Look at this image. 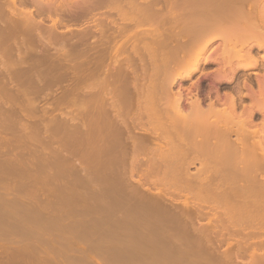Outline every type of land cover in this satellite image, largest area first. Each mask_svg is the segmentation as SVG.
<instances>
[{
  "label": "bare ground",
  "instance_id": "6f19581e",
  "mask_svg": "<svg viewBox=\"0 0 264 264\" xmlns=\"http://www.w3.org/2000/svg\"><path fill=\"white\" fill-rule=\"evenodd\" d=\"M56 1L0 0V158L13 154L12 148L24 141L26 144L28 138L45 150L51 147L62 153L61 158L58 152V156L50 157L53 163L56 158H68L63 156L66 148L68 153L73 148L76 156L74 148L81 144L87 153L84 150L80 154L84 161L79 160L96 167L90 169V172L99 170L95 175L109 174L108 180H111L109 177L121 179L125 172L136 180L137 188L144 187L147 192L148 182L163 178L172 181L170 190L179 188L173 184L174 180H179L187 193L194 188L201 187L198 190L201 192L206 189L204 196L201 193L205 201L200 197L196 202L195 195L192 201L191 193L194 203L189 200V194L184 202V192V198L180 197L185 204L177 207L178 199L173 203L178 205H172V209L168 206L165 212L159 210L164 205L160 199L167 189L162 195L156 189L159 191H155L156 195L152 183L149 192H154L155 198L143 189L147 199H156L152 206L148 204L158 214L153 212L161 223L166 242L182 247L178 249L177 244L168 243L169 250L173 246L174 251L176 248L181 253L186 246L192 247V252L197 254L191 252L192 255L200 257L204 264H264V250H259V246L264 247V239L261 244L258 239L261 233L264 235V0H136V19L133 17V21L129 19L125 24L120 19L117 21L114 9L109 10L114 8L115 0L109 3L112 7L107 5L110 0ZM105 1L104 8L108 6L111 12L103 11L102 7L103 13L98 10V5H105ZM79 14L90 18L87 16L86 22L82 16L87 25L82 21L78 29V23L74 28L73 20ZM123 36L127 38L125 41ZM120 37L123 45L118 43ZM212 65H218L217 69L211 74L204 73ZM196 76L198 80L187 90L184 82ZM205 80H210V86L203 97L201 84ZM82 81H88L85 83L88 86L82 87ZM54 85L58 88L53 91ZM50 98L53 99L49 101ZM43 100L47 102L42 103ZM22 147L26 149L25 145ZM68 156L70 160L71 151ZM46 157L43 162L50 164ZM14 160L17 165L20 163ZM39 160L28 163L32 166ZM197 165L198 170L191 171ZM183 180L185 185L180 182ZM222 180L235 182L222 187L225 183ZM138 190L139 194L143 191ZM138 190L136 195H142L141 199L145 200L144 194H137ZM249 195L255 196L251 197L254 201ZM206 215L213 216L207 217L208 225L202 221ZM247 215L255 216L258 224H253L254 217L250 219ZM158 228L156 231L162 234ZM240 228L244 232H238ZM153 238L149 242L157 241V237ZM163 240L156 243L161 242L162 246ZM256 240L260 245L253 244ZM224 241L229 246L227 251L221 249ZM165 245L168 250L169 245ZM248 247L250 260L244 255L249 252H245ZM174 251L173 254L177 253ZM244 256L248 258L246 261Z\"/></svg>",
  "mask_w": 264,
  "mask_h": 264
},
{
  "label": "rangeland",
  "instance_id": "374dc122",
  "mask_svg": "<svg viewBox=\"0 0 264 264\" xmlns=\"http://www.w3.org/2000/svg\"><path fill=\"white\" fill-rule=\"evenodd\" d=\"M58 1H56V2H58ZM61 1L63 2V0H61ZM71 1L72 0H69L66 2L70 3ZM72 2H74V0ZM105 2H103L105 5H102V4L98 5L100 9H98L96 7H95V9L101 10L100 12H102V13H103V11H105L104 9H106L108 11V9H109L108 6L110 5V7H112L111 6L112 1L111 0L107 1L108 4H107V2L106 3ZM113 2H114V0H113ZM109 3H111V4H109ZM71 4H73V3H71ZM106 4L108 6L106 8H104V6H106ZM101 7L103 8V11H102ZM113 7L114 8H110L109 10L114 9V13L116 15V17L115 16L114 17L117 18V21H119V19H120V21H119L120 23L125 24L127 22H130V20L133 21L136 19V15L138 13V11H137L138 9L136 7V0H115ZM115 7L117 8L116 10H115ZM95 12H99V11H95ZM108 12H111V11H108ZM114 13L112 11V14H114ZM116 13L119 15H117ZM82 16H84V18L86 19L85 20L86 22L88 21L87 18L88 19L90 18L89 15H87L88 16L87 17L83 14H79L78 18L76 17V19H77L76 23H75L76 19L73 20L74 21L73 22L74 28H77L75 25L77 23H78L77 25H79V23L84 22L85 26L87 25V23H85L84 18ZM133 17H135V18L133 19ZM78 19L81 22L78 21ZM73 23H71V24H73ZM80 25L78 26V29L83 24L81 26ZM73 30L74 29H72V31ZM134 30H136V27L134 28ZM68 31H70V30H67V33H68ZM81 32H80V30H78V33H81ZM81 34L85 35V33L83 34V32ZM119 39H121V37ZM122 39L125 41V39H127V38L125 36H123ZM122 39H121V42H122ZM121 42H118V43L120 45H123V42L122 43ZM217 43H219V42H217ZM124 45H125V42H124ZM52 52H54V51H52ZM11 63L12 62H9V65H12ZM217 67H218V65L209 66L205 69L204 73H210L211 74L213 71H215L217 69ZM197 80L198 79L196 76L193 78V80H189V81L184 82V86L188 90V88H189L188 86H191L192 85L191 83L195 82ZM82 83H83L82 87L85 88L88 86V85L87 86L85 85V83L88 84V81H86L85 83H84V81H82ZM54 86L55 87L53 89L51 88L53 91H54V89L58 88V85H54ZM209 86H210V80H205L201 84V89L203 90V91L201 90V95L203 97L206 93L204 90V87L206 89H209ZM195 88L194 89L191 88V89L195 92L196 91ZM225 90L226 89H223L222 91H225ZM188 93H189V91H188ZM213 94L215 95V93H213ZM52 99L53 98H50L49 101H51ZM45 101L43 100L42 103L47 102V101L46 102ZM247 102H249L248 99H247ZM65 105H67V104H65ZM69 108L70 107H68V109ZM17 110H18V108H17ZM18 112H19V110H18ZM26 119L27 118H25V121L28 120V119L27 120ZM8 136H11V135H8ZM28 140L26 141V144L24 141V142H21L19 144L20 147L17 145L16 147L12 148L14 150V152L12 149H8V150H10V152L12 150V153L14 155L10 154L8 151L7 152V153H9L8 155H6L7 153H5L6 157H1L2 159L0 158V182H2L0 184L1 185L0 186V197H2V199L4 198L3 200H1V198H0V200H1L0 201V208H1L0 209L1 210L0 211L1 212V214H0V216H1L0 217V264H189V263H191V264H201V263L204 264V263H206V262H203L200 257H199V259H201V260L196 258L197 256H194L197 254L195 252H192V250H193L192 247H190V249H189V248H187L188 246H186V249H184V250H186L187 252L189 250H191V251H189L187 253L186 251H184L182 249V251L180 253L178 249H181L182 247L179 244L176 243L177 245L175 244L176 245L175 246L172 243H169V241L166 242V240H165L166 237H164L166 235H163L165 233L162 230V227H160L161 223H159V220L155 219V217L158 216V214L155 213L154 211H151L152 209L149 208V204L151 203V206L153 204H155L156 199H155V201H152L153 199L150 200L148 198L149 199L148 200L145 197L147 193L150 194V192H151L150 189H152L153 184H155V186H153L152 191L154 189H155L154 192L155 191L159 192L161 190L159 192V193H161V195L163 194L162 192H165L167 189V191H166L167 193L165 192L163 194V196L166 194V196H164L165 198L163 196L161 199L159 198L160 200H163V201H160L161 204L162 205L164 204L163 206L161 205L162 206L161 208L163 209V211H162V209L159 211L165 212L168 210V208H167L168 206L171 209H172V205L174 207H176L178 204H173V203H177L178 199H179V205L177 207L182 206L180 204H183V205L185 204V203H183L184 192H185V197H186L184 202H186L187 199L190 198L191 193H193L191 195V198L193 196L192 201H194V195L199 198V200L197 201L198 198L196 197V199H195L196 202H199L201 198L205 201V199H204L205 197L203 198L201 193H203V196H204V192L206 189L204 188L205 189L204 192L198 191L201 188L198 186V185H200L199 183L197 185L199 187L198 190H197V188H194L193 192L187 193L188 190L186 192V187L179 185L180 184V183H178L179 180L178 181L174 180L173 184L176 185V188L179 187L178 189L182 190L179 193V190L175 189V188L174 189L176 190V192H174L175 190L172 189L173 187H171V190H170L169 182L171 180H165V178H163L164 180L160 179L161 181H163L160 185H158V183L161 182L160 180H154V181H156L154 183L152 181L153 184L151 183V181H150L151 184L148 182L147 183L148 185L146 184V186L148 187V192H147V190L144 187L142 189H141V187L137 188L138 185H136V180L131 179L129 174L126 173L127 176L130 178V180H129V178L126 176L125 172H122V176H124V177L126 176L127 178L123 177L124 179L123 178L118 179V177H116L117 179H114L113 177L112 178L109 177L111 180H108L107 175H109V174H107V175L105 174L106 175V178H105V175L100 177V175H103V173L100 174L101 172L100 173L98 172V174H100V175H98V174L95 175L96 170L90 172L91 168L92 169H94V168L97 169V168L94 166L89 167V166H87V164L85 162L82 163V161H80V160H83V159H81V155H83L85 151L87 153V149L85 148V146L83 147L81 144H79L77 147L75 146V148H74L76 150V156L74 155V150H72L73 148L69 150V153H68V148H66L65 149L66 151L65 150L63 151V152H66V155H63V156L65 158L67 156L68 158H66L65 160H64V158L62 160H59L62 157V153H59L58 151L55 152L53 149H50L51 147H48L49 153L47 154L48 149H46L47 150V152H46L45 149H43L40 145H38L39 143L36 142L34 144V142H33V141H35L34 139L32 141V139L30 140L28 138ZM28 143L32 147L29 146ZM22 144H24L25 147L28 145L31 148L26 147V149H24V147H22L24 145H22ZM82 144H84V143H82ZM37 146H38V148L41 149V150L39 149L40 151L34 150V147L36 149ZM38 148L36 150H38ZM16 149H17V151H16ZM20 149H21V153H24L25 156L20 153ZM30 149H31V151L34 150L35 154L38 153L36 155V158L38 160L40 159L39 161H37V164H36V161L34 163L32 162L33 163L32 166H30L28 162L34 161L37 159H35L34 151L31 153V151H29ZM22 150H23V152H22ZM70 151H71V155L73 154V156H74V157L73 156L70 157L71 161L69 160V156H68L70 154ZM52 152H54L55 154H51ZM57 152L59 153L58 154L59 157L61 155L60 158H56L58 156ZM60 152H62V151H60ZM1 153L3 154L4 152H1ZM17 153H18V156H17ZM27 153L31 154V155L33 154L34 156L29 157L30 155L28 156ZM40 154H41V156H40ZM44 154H46V155H44ZM9 155H12V157H14L20 163L18 162L19 163L18 165H17V163H14L17 161H15L14 158L12 160L11 159L12 157H10ZM19 155H20V157H19ZM42 155H44L43 157L48 156V157H46L47 158L46 161L50 160L49 161L50 164H48V162H43L45 160H43ZM55 155H57L55 158L58 160V162L55 159L56 162L54 161L55 163H53L54 159H51V158H54ZM79 155H80V157H79ZM0 156H1V154H0ZM22 156L24 157V159H26V161H24ZM26 156H28V157H26ZM21 157L23 160H21ZM40 157H42V158H40ZM72 157L75 158L76 161L73 160ZM3 158L6 159L7 161H9V159H10L11 161L7 162ZM76 158H78V159H76ZM3 161H5L6 163L4 164ZM68 161L73 162L72 165L75 166L74 169H73V166L70 165L71 163H69ZM63 162L64 163L66 162V163L64 164ZM79 162H80V164H78ZM1 163H2V165H1ZM38 163H40V164H38ZM41 163H43V164L47 163L50 166L48 167L46 164L44 166ZM57 163H59L60 166H58L59 164L57 165ZM62 163H63V165H62ZM54 164H55V166H54ZM76 164L80 165L82 167L77 166ZM7 165H8V167H7ZM26 165H28L30 168L34 167L33 168L34 171H33V169H30L28 166H27L28 167V169H27ZM52 165L54 167L57 166L56 169H53ZM65 165H66V168H65ZM84 165L86 167L83 168ZM40 166H43V168L41 167V169L45 168L43 171L46 170V172H43L40 169ZM61 166H63L64 168H62ZM70 166H72V167H70ZM198 166L199 165H197L196 167L192 166V168L193 167L194 168L193 169L191 168V171L196 172L198 170V169L196 170V168H198ZM76 167H77V170H79V169L81 170V168H82V171L81 172H80V170L77 171ZM87 167H88V171H86ZM1 168H3V169H1ZM8 168H10V169H8ZM15 168H16V170H15ZM19 168H20V170H19ZM59 168L62 170H60ZM126 168H128V167H126ZM21 169H22V171H21ZM64 169L67 171H65ZM69 169L71 172L69 171ZM39 170H40V173L38 172ZM54 170L57 173H60V175L56 174ZM58 170H60V171H58ZM123 170H124V168H123ZM11 171L13 173L14 172H16V173L13 174ZM31 171H33V172H31ZM50 171L52 173H50ZM62 171L63 172L65 171V172L61 175ZM85 171L90 172L91 174L89 175L87 173V176H86V175H84V174H86ZM97 171H99V170H97ZM5 172H6V174H5ZM93 172H94V174H92ZM46 174H49V175L52 174L49 176V177L52 176L51 177L52 179H50ZM70 174H71V176H70ZM77 174H79V175H77ZM66 175H68V176H66ZM94 175L96 178L94 177ZM55 176H56V179H55ZM78 176H80V177H78ZM91 176H93L92 179L90 178ZM4 177L6 179H4ZM41 177L46 178V179L42 180L43 178H41ZM73 177H74V179H73ZM135 177H136V175H135ZM85 178L86 179L88 178V180H86ZM97 178H100V179H97ZM104 178L107 180H104ZM38 179H41V180H38ZM112 179H114V180H112ZM222 181H225V183H222L223 184L222 185L221 182H219L220 187H221V185H222V187H225L227 184L228 185L226 187H228L229 184L231 185L235 182L234 180H231L232 183L230 180H222ZM175 182H177L178 184L177 183L175 184ZM180 182H181V184L183 183L185 185L184 180L180 181ZM28 183H29V185L27 186L26 184H28ZM2 184H6V185H2ZM173 184L171 183L170 185L173 186ZM22 185H24V186L22 187ZM177 185H178V187H177ZM156 186H158V187H156ZM180 186L185 187V189L184 190L181 189ZM197 186L195 185L194 187H197ZM24 187H26V188L24 189ZM28 187H29V189H28ZM2 188H4V189H2ZM138 189H140V191H142L144 189L147 192L146 193L143 190L142 192H145V193H142V192L140 193V194H144V197L146 198V199L144 198L145 200H142L143 198L141 199L142 195L139 194ZM156 189H158L159 191ZM137 190H138L137 194H139L140 196L136 195ZM162 190H164V191H162ZM169 190L172 192L171 194L174 196H177L179 194L178 197L174 198L170 194ZM154 192H153V194L151 193L152 195L150 194L149 196L154 197V195L156 193V192L155 193ZM194 192H197L198 195L196 193L194 194ZM181 193L183 195H181ZM186 194L187 195L189 194V196H188L189 198H187ZM199 194H201V195H199ZM205 194H206V192H205ZM156 195H157V193H156ZM156 195H155V197H156ZM251 195H252V193H251ZM180 196L183 198H181ZM205 196L207 197V195H205ZM159 197H161V196H159ZM249 197H250V195H249ZM251 197H255V196H251ZM251 197H250V199L253 200L254 198L252 199ZM191 198L189 199L190 201H191ZM256 198H255V200H256ZM136 199L139 201H137ZM164 199H167V200L169 199V201L166 202L167 200H164ZM171 200H174V201H171ZM181 200H182V203H180ZM203 200H201V202ZM129 201H130V203H129ZM144 201H146L145 204H148V203L149 204L146 206L144 204ZM164 201H165V203H164ZM192 201H191V203H194ZM210 201L214 202L211 199H210ZM259 201H261V199H259ZM140 202H141V204H140ZM216 202L217 201H215V204H216ZM223 203H224V201H223ZM225 203H226V201H225ZM138 204H140V205H138ZM142 204L145 205L146 208H144L145 206L141 207ZM221 204H222V202L221 203L218 202L219 206H221ZM223 206H224V204H223ZM164 207H166L167 209H164ZM137 210H139V211L137 212ZM143 210L145 211V213L143 212ZM148 211H151L152 214ZM153 212H154V214H156V216L153 214ZM147 213H148V215L145 216V214H147ZM35 214H36V216H35ZM219 214H221V213H219ZM142 215H143V217H142ZM149 215H151L153 217L152 220H155V221L152 222V220L148 219ZM249 215H254V214H249ZM208 216L206 215L202 219V221L204 220L203 222H205L204 223L205 225L209 224V219L207 218ZM256 216H258V215H256ZM209 217H213V216H209ZM248 217L249 218L252 217V219L254 217L253 221L251 220L252 223L254 224V222L256 221L255 216H248ZM259 217L262 218L261 216H259ZM142 218H143V220H142ZM146 218H147V220H146ZM250 219H249V221H250ZM244 220H247V219H244ZM257 220H259V219H257ZM260 220H262V219H260ZM156 221H157V223H156ZM206 222H208V224H206ZM154 223L157 225L155 226ZM246 223L247 222L245 221L244 224H246ZM259 223H261V221H259ZM151 224H153V225H151ZM257 224L255 222V225H257ZM146 226H147V228H149V226H150L151 229L150 228L147 229ZM252 226H254V225H252ZM154 227H156V228L154 229ZM158 227L160 228L159 231L162 232V234L158 233V230L156 231V229ZM144 228H146L145 231H143ZM241 228H243V227H241ZM241 228H240V231H238V232H244V231H241L242 230ZM29 231L31 232V234L29 233ZM147 231H149L150 233L148 234ZM142 232H144V233H142ZM145 232H147V234ZM152 232H154V233H152ZM27 233H29L30 235L29 234H28L29 236L26 235ZM152 235L154 236V238L157 237V239H156L157 241L160 239H162V240L164 239L162 242V246H160L161 242H159V244L156 243L157 241L154 240ZM260 235L262 237V238L260 236L258 237L260 242H259V240H256L253 244H255V245H258L259 243L261 244V240L264 239L263 238L264 235H262V233ZM149 237H150V239H149ZM160 237H163V238H160ZM151 238H153L155 245H154V242L153 243H151L152 241L149 242L150 240H152ZM53 239H54V241H53ZM50 240H52L53 242ZM46 241H48V242H46ZM231 241H234V240L232 239ZM50 242H52V243H50ZM164 242L167 243V246L169 244H172L173 246L177 247L178 249L175 248V251L178 250L177 253L174 251L173 246H171L172 249L169 250L170 245L168 246V250H167V247L165 245L166 243H164ZM224 242L225 243H221L223 245V248L221 246V249L223 251H225V250L227 251L229 246H228L226 241H224ZM256 242L257 243L259 242V243L256 244ZM149 243H151L152 245ZM225 244L227 245V247ZM195 245H197V244H195ZM249 247H251V246H249ZM256 247H258V246H256ZM259 247H261V249H259V248L258 249L261 250V252H262L264 250V247H262V246H259ZM183 248H185V246H183ZM248 248H246L245 252H247V250H248L249 252H247V253H249V254H247V253L244 254L247 257L250 256L251 248L253 250V247H251L249 249ZM168 251H172V253L170 252L171 253L170 254V253H168ZM173 251L175 252L174 254H173ZM191 252L194 253V255H192ZM179 253H180V255H179ZM181 254H183V257H181ZM175 255H177V256H175ZM245 256L243 257L245 261L248 258L250 260V257L247 258ZM198 261H199V263H198Z\"/></svg>",
  "mask_w": 264,
  "mask_h": 264
},
{
  "label": "flooded vegetation",
  "instance_id": "af4514ba",
  "mask_svg": "<svg viewBox=\"0 0 264 264\" xmlns=\"http://www.w3.org/2000/svg\"><path fill=\"white\" fill-rule=\"evenodd\" d=\"M204 90L206 91V90H208V89H206L205 87H204ZM207 92V91H206Z\"/></svg>",
  "mask_w": 264,
  "mask_h": 264
}]
</instances>
